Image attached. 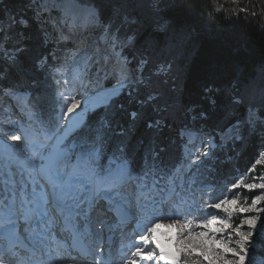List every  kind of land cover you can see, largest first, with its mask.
<instances>
[{"label":"snow or ice","instance_id":"6c2138e0","mask_svg":"<svg viewBox=\"0 0 264 264\" xmlns=\"http://www.w3.org/2000/svg\"><path fill=\"white\" fill-rule=\"evenodd\" d=\"M28 3L31 17L0 16V96L15 98L21 120L27 115L30 121L27 127L6 121L21 134L0 125V136L22 142L3 144L0 152V264H264V174L250 183L241 174L214 195L217 186L197 174L221 145L213 133L200 146L192 143L193 125L209 124L221 105L243 112L219 126L221 141L242 139L241 129L264 137V65L253 69L255 75L205 84L206 103L186 105L179 82L192 33L165 10L171 0H92L90 7L82 0ZM52 8L65 13L64 26L55 37L42 30L33 47L32 24L43 22ZM81 30L102 34L99 51L77 49L70 62L53 64L50 44L79 39ZM113 64L116 85L95 87ZM50 68L60 77L56 100L47 115H38L36 104L20 103L19 89L25 76ZM29 79L39 92L41 82ZM166 80L177 85L175 92L157 86ZM89 111L94 121L85 120ZM180 113L192 121L180 133L187 137L189 166L168 167L164 145L150 148L139 163L132 130L143 122L160 131ZM262 164L264 152L247 171ZM194 189L208 199L196 203ZM238 189L260 192L249 203Z\"/></svg>","mask_w":264,"mask_h":264},{"label":"trees","instance_id":"16d2710c","mask_svg":"<svg viewBox=\"0 0 264 264\" xmlns=\"http://www.w3.org/2000/svg\"><path fill=\"white\" fill-rule=\"evenodd\" d=\"M81 5L90 6L92 0H82ZM32 7L28 0H5L0 4V16L7 19L9 13L26 12L31 17ZM164 7L178 24L185 26L192 33V39L183 53L185 71L179 82L184 104H205L202 96L205 84H222L240 73L255 75L253 69L264 65V0H171V3ZM217 8H222V11L217 12ZM241 8L248 9V12H241ZM252 12L256 15L252 16ZM44 15L43 22L32 24L30 34L33 39L30 43L33 47L39 43L42 30H46L50 37L57 36L47 13ZM67 44L65 42L50 44V51L55 53L53 64L56 63V59L60 62L67 59L70 62V59L64 56L65 50L62 49V45ZM51 71L50 68L48 73L29 74L41 82L39 92L31 86L29 76L22 79L19 89V92L26 94L28 102L37 105L38 115H47L55 103L57 87ZM12 82H15V77ZM116 83L110 80L106 85L109 87ZM157 86L170 93L175 92L177 88L175 83L167 80ZM121 99L127 106V100ZM149 115L154 114L149 112ZM242 115V110L230 111L221 105L215 119L209 124L193 125V132L201 135L213 133L221 145L209 163L203 165L197 174L198 179L202 174L217 186L213 190L214 195H220L222 188L234 182L237 176L244 174V177L250 178L254 171L264 170L262 166L256 165L254 171H247L253 166L258 154L264 151V137L260 134L244 135L241 129L237 135H242L243 138L235 143L226 140L224 145L223 140H220L219 126L228 125L230 119L234 121ZM89 120H95L92 112L87 116L86 121ZM186 124H192V121H186L183 113L171 117L168 126L160 131L148 129L143 122L138 123L129 137L136 149V160L142 164L143 157L150 148L164 145L165 151L161 154L164 163L170 168L182 163L183 144L187 139L182 138L180 133ZM237 191L242 192V189ZM193 194L198 196L202 194V190L194 189ZM241 195L247 196L248 201H251L253 196L250 192Z\"/></svg>","mask_w":264,"mask_h":264},{"label":"rangeland","instance_id":"374dc122","mask_svg":"<svg viewBox=\"0 0 264 264\" xmlns=\"http://www.w3.org/2000/svg\"><path fill=\"white\" fill-rule=\"evenodd\" d=\"M81 6L82 7H90L92 5H90V6L81 5ZM47 16H48V19L50 20V23L52 24V26L55 29L54 32H56V34L58 35L61 28L64 26V23H65V21H64L65 13L59 8H52V10L47 13ZM81 32L83 34L77 33V35H79V39L64 41L65 43H68V44H67V46H62V49L65 50L64 56L68 57L70 60H71V57L73 56V54L77 51V49H88L89 51H92V50L99 51V48H97V41L99 40L101 44L103 43L102 34H100L98 31L81 30ZM114 72L118 76L119 69H118V66H116L115 64H113L112 67L109 68L108 75L105 76L103 73H100L99 83H98V85H95V87H98V88L107 87L106 84L110 80H114L117 82L116 76L113 75ZM56 78H60V77H55V79ZM93 79H96V73L95 72H93ZM114 85H116V84H114ZM57 91H58V89H57ZM55 100H56V98H55ZM13 103H16V102H13ZM13 103L12 102L9 103L5 97L1 98V96H0V125H2V127H4L5 125H7L6 127H9V125L6 122L7 121V118L5 117L6 115L1 116V113L4 110L3 105H5V109H7L8 111L10 110V112L15 113L13 118H10L11 121L18 122V120H19L20 123H22L23 121H26V120L29 121L27 115H24L23 120H21L22 113L20 111L18 112V110L16 108H14ZM90 112L91 111H89L85 114V117H84L85 119L87 117V114H89ZM11 115H12V113H11ZM16 117L19 119H17ZM9 128H10L9 134L13 131H15L17 134H21L20 130L18 128H15V127H13V128L9 127ZM0 138H2L3 142H6V143L8 142L9 145L20 143L18 141L13 142L10 138H6L3 136H0ZM186 139H187V137H186ZM208 139H209L208 135H199V134L193 133L192 143L196 144L197 146H200L201 140H208ZM224 141H226V140H223V142ZM186 144H187V141L183 145V149H184V152L186 154L185 162L183 164V166L185 168H187L189 166L187 153L185 151ZM225 144L226 143L224 142V145ZM189 147H190V145H189ZM3 150H4L3 146L0 144V152H2ZM259 166H262L264 168V164L259 165ZM261 174H264V170H262V169H260V171L256 170V171H254V175H252L250 178H246L243 176V179L245 180L246 183H250V182H253V177H259ZM240 176H237V178H239ZM255 182H260V181L257 179ZM245 192L246 191L242 190L241 194H243V193L245 194ZM259 192H260V190H256L255 192H250V194L256 195V194H259ZM246 193H248V192H246ZM243 197H245V195L244 196L241 195V199H243ZM248 202L250 203L251 201H248ZM260 206L264 207V202H262V204ZM209 211H211V210H209ZM261 221L264 222V213H261ZM236 222H238V219L236 220Z\"/></svg>","mask_w":264,"mask_h":264},{"label":"bare ground","instance_id":"6f19581e","mask_svg":"<svg viewBox=\"0 0 264 264\" xmlns=\"http://www.w3.org/2000/svg\"><path fill=\"white\" fill-rule=\"evenodd\" d=\"M112 86H114V85H112ZM112 86H109V87H101V88H99L100 90H104V89H110ZM3 111H2V113H1V116H4V115H6L5 117L7 118V120L8 119H10V118H13V116H14V114L15 113H13V112H10V110L8 111L7 109H5V105H3ZM11 113H12V115H11ZM87 113V112H86ZM85 113V114H86ZM9 114V115H8ZM7 125H5L4 127H3V131H5V132H10V128L9 127H6ZM11 128H13V127H11ZM0 142H2V143H0L2 146H3V144H7V145H9V143L7 142H3L2 141V138H0ZM12 142V141H11ZM14 142V141H13ZM21 143V142H20ZM65 264H71V261H66L65 262Z\"/></svg>","mask_w":264,"mask_h":264},{"label":"water","instance_id":"95a60500","mask_svg":"<svg viewBox=\"0 0 264 264\" xmlns=\"http://www.w3.org/2000/svg\"><path fill=\"white\" fill-rule=\"evenodd\" d=\"M5 0H0V4L2 3V2H4Z\"/></svg>","mask_w":264,"mask_h":264}]
</instances>
